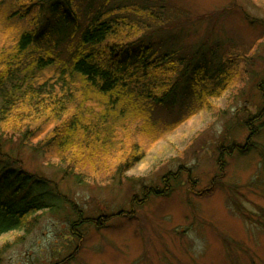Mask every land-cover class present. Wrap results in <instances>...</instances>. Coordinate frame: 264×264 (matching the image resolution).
I'll use <instances>...</instances> for the list:
<instances>
[{"label": "trees", "instance_id": "1", "mask_svg": "<svg viewBox=\"0 0 264 264\" xmlns=\"http://www.w3.org/2000/svg\"><path fill=\"white\" fill-rule=\"evenodd\" d=\"M185 15L173 0H0V237H12L0 244V255L30 233L42 212L55 210L51 199L60 196L54 180L24 169L13 151L20 154L33 140L32 152L65 179L122 182L143 139L170 132L198 111L220 115L216 103L241 91L252 60L242 52L229 48L218 59L206 41L195 49L152 46L153 34L182 26ZM256 87L258 112L241 121L248 137L244 145L218 144L207 187L197 190L191 169L180 165L161 185H142L118 217L131 220L149 197L172 193L182 174L196 197L222 188L226 159L256 150L254 138L264 128V71ZM6 145L11 153L3 152ZM69 204L79 241V227L105 226L112 217L83 218Z\"/></svg>", "mask_w": 264, "mask_h": 264}, {"label": "rangeland", "instance_id": "2", "mask_svg": "<svg viewBox=\"0 0 264 264\" xmlns=\"http://www.w3.org/2000/svg\"><path fill=\"white\" fill-rule=\"evenodd\" d=\"M88 1L96 0L83 4ZM173 1L189 20L153 34L152 46L195 49L206 41L205 49L214 47L218 59L229 48L242 52L252 60L241 91L231 102L228 94L216 103L223 109L220 115L198 111L170 132L143 139L141 155L122 182L117 179L107 185L89 179L86 182L91 183L81 184L72 177L65 179L32 152L33 140L20 154L13 151L24 169L54 180L52 191L60 196L49 197L55 210L42 212L30 233L0 255V264H264V128L254 138L256 150L226 159L223 187L211 195L190 194L182 174L172 193L149 197L131 220L118 217L119 211L130 210L131 197L141 194L142 185H161V177L180 165L191 169L197 190L207 187L215 176L218 144L244 145L249 132L241 121L258 112L264 0ZM9 149L6 145L3 152L11 153ZM69 202L77 204L83 218L112 217L105 226L79 227V241L71 228L77 215ZM11 238L1 236L0 244Z\"/></svg>", "mask_w": 264, "mask_h": 264}]
</instances>
